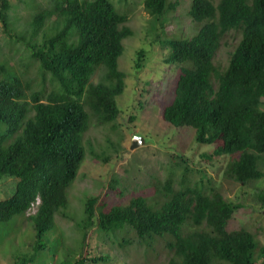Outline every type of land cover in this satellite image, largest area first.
I'll list each match as a JSON object with an SVG mask.
<instances>
[{"label":"trees","instance_id":"obj_1","mask_svg":"<svg viewBox=\"0 0 264 264\" xmlns=\"http://www.w3.org/2000/svg\"><path fill=\"white\" fill-rule=\"evenodd\" d=\"M179 4L144 0L147 12L163 24ZM10 8V0H0L5 32L30 50L43 80L39 89H33L26 71L0 61V181L17 179L14 193L0 200V222L24 215L40 198L37 210L28 215L36 236L33 251L14 263L36 264L37 257L47 253L45 237L56 226V214L70 205L69 189L87 158L84 137L92 116L116 128L121 112L116 98L126 87L119 58L124 39L134 32L129 15L119 11L113 0H54L33 15L31 38L11 27ZM188 14L200 26L196 34L160 40L170 46L166 62L181 67L175 96L164 108L163 118L176 128H193L197 143L215 145L212 153L204 154L207 161L231 155L225 173L240 185L259 181L264 178L260 167L264 161V0L217 4L193 0ZM53 16L54 32L44 33L41 42L34 40ZM231 30L241 31L242 39L229 65L221 69L214 57ZM145 54L144 49L138 52V69ZM99 68L105 69L104 78L94 83L91 79ZM109 143L117 149V143L110 139ZM104 155L110 162V156ZM190 172L186 165L178 187L170 176L156 195L133 197L127 205L107 211L98 212L100 197L90 196L79 224L84 231L82 248L91 246L90 229L111 234L134 230L149 249L163 238L174 252L168 264H264V245L251 231L228 229L243 204L226 199L217 189L207 191L202 170L200 179L192 183ZM118 185L120 179L114 177L110 187ZM257 196L264 205V190H258ZM122 242L130 240L123 237ZM57 249L54 246L53 252ZM109 257L83 255L60 264H99Z\"/></svg>","mask_w":264,"mask_h":264},{"label":"rangeland","instance_id":"obj_2","mask_svg":"<svg viewBox=\"0 0 264 264\" xmlns=\"http://www.w3.org/2000/svg\"><path fill=\"white\" fill-rule=\"evenodd\" d=\"M113 1L119 11L129 15L128 25L134 32L124 39V52L119 58V67L126 73L125 90L116 98L121 112L115 122L116 128L111 123L100 124L92 116L90 128L84 137L87 158L69 189L70 205L63 213L56 214V226L45 237L47 253L44 258L39 255L36 264H60L65 259L74 261L83 255L103 253L110 257L99 264H168L174 252L166 246L163 238H158L154 243L155 248L149 249L147 244L140 242L134 230L111 234L93 228L88 231L87 237L91 246L82 248L84 231L79 224L85 216V202L90 196L100 197L98 212L100 209L107 211L115 205L125 206L133 197L156 195L170 176L175 179V187H178V177L186 165L192 169L189 173L192 183L205 172L207 191L217 189L226 199L243 204L234 213L228 229L244 227L256 236L260 245H264V205L257 196L258 190H264V178L240 185L225 173L231 155L207 161L204 154L212 153L215 145L197 143L193 128H176L163 118L164 108L175 96L181 67L166 62L170 46L163 45L160 40L176 34L191 37L198 32L199 24L188 14L193 0H170L179 1L180 4L164 24L163 20H156L147 12L144 0ZM212 1L217 4L220 0ZM10 2L11 27L22 30L31 38L33 15L40 8L50 7L54 0ZM55 20L56 16L49 18L34 40L41 42L44 33L54 32ZM241 39L242 33L238 30L225 34L214 57L217 66L225 69L229 65ZM13 40L6 34L0 21V61H7L19 71H26L27 77L33 79V89H39L43 80L39 62L31 57L24 43ZM142 49L146 54L143 67L138 69V52ZM104 74L105 69L99 68L91 81H101ZM47 87L48 90L52 87L50 75L47 76ZM136 135L143 136L146 143L132 149ZM109 139L118 144L117 149L110 145ZM104 152L110 156V162L103 159ZM94 153L101 154L102 158L99 159ZM178 154L184 157L178 158ZM184 158L188 163L184 162ZM260 167L264 170V161H261ZM114 177L120 179V185L112 189L110 183ZM16 183L14 177H5L0 181V200L14 193ZM39 201L24 215L6 223L0 222V264H14L33 251L36 236L34 224L28 220V215L37 210ZM123 237L130 242L123 243ZM54 246L58 247L55 253Z\"/></svg>","mask_w":264,"mask_h":264},{"label":"water","instance_id":"obj_3","mask_svg":"<svg viewBox=\"0 0 264 264\" xmlns=\"http://www.w3.org/2000/svg\"><path fill=\"white\" fill-rule=\"evenodd\" d=\"M145 143H146V139L143 136L136 135L133 138V143H132L131 148L132 149L137 148Z\"/></svg>","mask_w":264,"mask_h":264},{"label":"clouds","instance_id":"obj_4","mask_svg":"<svg viewBox=\"0 0 264 264\" xmlns=\"http://www.w3.org/2000/svg\"><path fill=\"white\" fill-rule=\"evenodd\" d=\"M38 199H40V198H38ZM38 199H37V200H38ZM39 202H40V201H39ZM39 202H38V204H39ZM30 209H31V208H30Z\"/></svg>","mask_w":264,"mask_h":264}]
</instances>
